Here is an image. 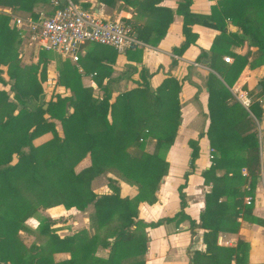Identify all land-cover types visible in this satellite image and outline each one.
<instances>
[{
  "label": "trees",
  "instance_id": "1",
  "mask_svg": "<svg viewBox=\"0 0 264 264\" xmlns=\"http://www.w3.org/2000/svg\"><path fill=\"white\" fill-rule=\"evenodd\" d=\"M26 1L0 0V5L20 8ZM100 1L114 3V0ZM158 1L150 0L149 23L139 26L124 20L131 32H137V39L152 45L162 37L171 19L170 9L153 7ZM190 1L179 0L175 8L182 16L183 35V41L172 48L175 53H181L194 42L192 23L218 30L217 38L234 46L245 41L255 47L253 51L246 49L239 53L213 41L208 50L200 48L196 56V59L205 57L220 76L209 71L204 82L207 87L204 134L211 157L201 172L209 189L204 193L198 222L183 210L184 182L177 185L179 210L173 216L149 221L137 217L139 201L156 200L158 181L167 168L165 151L179 123L178 80L166 76L152 88L143 79L113 96L108 85L114 78L109 76L111 67L98 58L89 66L94 82L101 88L97 96L90 86L81 83L78 67L64 58L55 83L69 93H55L45 100L39 78H44V54L49 51L41 49L36 63L19 65L16 53L1 48L12 29L6 24L7 17L0 13V63L6 64L5 72L12 79L8 82L0 67V83H9L12 92L9 98L0 89V264H144L147 240L144 226L184 218L188 219L190 233L194 226L206 228L202 234L205 248L192 251L190 264L244 262L247 245L244 240L237 239L233 246H225L216 243V235L219 230L235 231L238 213L256 220L250 215V205L243 203L241 192L245 191L244 184L248 186L247 193L253 191L259 171L254 118L261 119L262 106L253 94L247 110L229 87L245 65L264 64V0H214L207 13L190 11ZM227 22L236 25L240 32L228 31ZM223 56H230L231 61H224ZM113 59L114 52L109 62ZM140 71L143 77L149 74L144 67ZM104 75L107 79L101 85ZM258 83L257 91L252 88L256 95L264 91V74ZM53 119L59 122L60 133ZM47 131L49 137L34 141ZM149 139H153V145L148 149ZM187 143L192 167L198 144L193 138ZM86 154L89 164L76 170L75 164ZM107 172L113 175H106ZM99 175H105L107 192L97 193L90 187V180ZM117 178L133 185L135 192L131 196L121 195ZM221 196L224 197L219 199ZM57 204L81 211L91 206L87 213L88 227L59 236L51 226L55 217L39 216L37 231L45 238L40 244L25 246L17 235L18 229L26 227L24 219L35 215L39 206ZM97 246L107 248L106 254L96 255ZM62 250L68 251L69 256L54 261L52 252Z\"/></svg>",
  "mask_w": 264,
  "mask_h": 264
},
{
  "label": "crops",
  "instance_id": "2",
  "mask_svg": "<svg viewBox=\"0 0 264 264\" xmlns=\"http://www.w3.org/2000/svg\"><path fill=\"white\" fill-rule=\"evenodd\" d=\"M75 1L81 7L91 10L99 17L119 18L139 26L149 23L152 18L150 14L151 8L149 9L150 0H114L113 5H108L100 0ZM178 1L159 0L153 4V7L162 6L171 10V19L165 28L164 34L156 44H148L138 39L139 43L134 47H126L122 51L117 52L110 45L87 42L81 46V51L78 55L79 59H77L81 83L89 85L93 90L97 89L99 92L101 90L94 82L89 66L98 58L103 59L102 61L106 65H110L109 76L114 78L108 85L112 90L113 96L118 91L135 86L136 82L143 79L152 88L157 86L166 76H173L180 84L177 93L179 123L175 130L173 141L165 151L164 157L167 161V168L158 181L155 191L156 200L151 203L139 201L137 205V217L143 221L173 216L179 210L177 185L182 182H184L182 191L186 202L183 207L184 212L198 222L199 212L204 205V193L209 189V184L204 183L201 172L209 164L210 148L207 137L204 134L207 125V87L204 82L209 71L219 78L220 76L207 64L205 57L196 59L199 49L208 50L213 41L222 47L233 49L239 53H244L246 49L252 51L255 49L254 46H248L245 41L240 45L234 46L226 41L219 40L217 38L218 30L199 23H192L190 24V29L196 34L194 42L189 43L181 53H175L172 48L183 41L181 32L182 16L175 11ZM213 2L214 0H191L188 8L193 12L207 13ZM50 8V0H27L23 7L20 8L0 5V13L7 17L6 24L14 32L16 40L20 37L27 40L24 27L13 24L11 15L19 17L32 16L31 13L36 15L38 10L48 11ZM228 23L230 22H227V25ZM134 32L137 37V32L133 30L132 33ZM113 52L114 59L109 62ZM141 67H144L149 74L143 77L140 71ZM263 74L264 64L254 67L245 65L229 89L230 91L234 89L244 90L249 97L255 94L254 96L262 106L261 119L257 121L254 118V122L260 158L258 173L264 178V91L258 95L255 93L260 87H257V81ZM106 79L107 76L104 75L100 84H104ZM253 87L255 91H252ZM53 120L55 124L58 122L56 119ZM57 129L60 133V126ZM42 136L43 138L40 140L49 137L47 133ZM189 138L196 139L198 144L197 156L192 161V167L189 166L188 161L190 147L187 140ZM152 145L153 139H149L146 147L149 149ZM77 163L78 167H76V170L89 164V156L86 154ZM184 173H186L185 178L183 177ZM241 173H245L244 168L241 169ZM106 175H113V173L107 172ZM116 183L119 186L121 195L131 196L135 192L133 185L120 178H117ZM90 187L97 193L109 190L105 175L92 178ZM244 190L241 192L242 201L250 205V215L254 216L256 220L243 218L241 213L236 214L235 219L238 222L236 230H219L216 235V243L233 246L237 239H242L247 243L245 249L246 257L242 264H264V189L261 178L258 175L256 176L254 189L251 193L246 192L248 190L246 184H244ZM223 197L221 196L219 199ZM53 209L55 210L54 213ZM89 210H91V206L81 211L73 207L66 209L60 204L44 208L42 211L40 209L47 216L55 217L51 226L59 236L88 227L87 213ZM32 220L38 219L35 215H30L25 219L26 231H36V225H33ZM57 224H62V226L57 227ZM67 224H70L69 227H67ZM188 224V219L184 218L178 222L172 219L164 220L154 226H144L147 237L143 253L144 264H190L192 251L205 248L202 234L206 231V228L194 226L192 228L193 233H190ZM23 230L25 231V229ZM35 243L37 242L35 241ZM106 252L107 248L97 246L94 253L103 256ZM68 256L69 253L65 250L52 252L54 261L67 258ZM230 264L235 263L231 260Z\"/></svg>",
  "mask_w": 264,
  "mask_h": 264
},
{
  "label": "built area",
  "instance_id": "3",
  "mask_svg": "<svg viewBox=\"0 0 264 264\" xmlns=\"http://www.w3.org/2000/svg\"><path fill=\"white\" fill-rule=\"evenodd\" d=\"M50 5L49 12L41 9L34 17L11 15L13 24L24 27L28 42H33L40 49L58 53L75 62L81 46L87 42L110 45L117 52L139 43L129 26L119 18L99 17L75 0H50ZM223 58L231 61L230 56ZM231 93L248 110L250 97L247 93L236 89ZM259 177L264 189V178L261 174Z\"/></svg>",
  "mask_w": 264,
  "mask_h": 264
},
{
  "label": "rangeland",
  "instance_id": "4",
  "mask_svg": "<svg viewBox=\"0 0 264 264\" xmlns=\"http://www.w3.org/2000/svg\"><path fill=\"white\" fill-rule=\"evenodd\" d=\"M27 42H28V38L26 40V39H23L22 37H20L19 39L16 40V38L14 36V32L12 31L11 35L6 38L5 44H2L1 48L6 50V51L10 50L11 52L16 53L17 54V58H18L17 59V63L19 65H21V66H25V65L32 64V63H36L38 61V57H39L40 50H41L33 42H31V43H29V42L27 43ZM44 55H45L44 58L46 60V62H45V74H44V78H41V79L39 78L40 84L42 86V90L44 91V99L47 100L50 97H54L55 93H59L60 95L68 94L69 93L68 89H66L62 85H58V84L55 83L56 82V78L58 76L59 67L61 66V61L65 57L61 56L58 53L52 52V51H49V52L45 53ZM66 59H68V58H66ZM222 59L224 61H226L225 58H222ZM71 63H74L77 66V61L76 62H71ZM0 67L2 68V76L6 80H8V82H10L12 79H10L7 76L6 72H5L6 64L0 63ZM40 68H41V62H39L37 64V67H36L37 74L40 71ZM80 77H81V74H80ZM87 86H89V85H87ZM1 88L4 89L7 92L8 97L11 98L12 92L9 89V83H5V84H1L0 83V89ZM99 89L101 90L100 87H99ZM92 91H93V94H95L97 96H99L101 94V92H99L97 89L93 90V88H92ZM43 106H45V104H43ZM58 123L59 122H56V124H55V128L56 129H57L58 126H60ZM57 131H58V129H57ZM45 133H47V135H50V133L48 131L44 132V133L40 134L39 136L35 137L34 141L35 142L43 141L44 139L43 140H40V139L43 138L42 135L45 134ZM58 133H59V131H58ZM256 135H257V131H256ZM263 138H264V135H263ZM257 140H258V137H257ZM263 141H264V139H263ZM263 163H264V151H263ZM77 165H78V163L75 164V166H74L75 169H76V167H78ZM257 175L259 176V173ZM44 208H47V207H41V206L37 207V213L35 214L37 219L39 218V216H47V214H44V212H41ZM40 209H41V211H40ZM54 209L52 210L53 213L55 211ZM60 212H62V211H60ZM25 219H24V224H25ZM32 223H33V225H36V231H33V232H30L28 230L26 231V228H24L25 231L23 229H18L17 230V235H18L19 239L21 240V242L25 246H29L30 244H40V243L43 242V240L45 238V236L43 234H41V233H39L37 231V228H38V225H39V219L38 220H34V221L32 220ZM69 225L70 224H67V227H69ZM56 226L57 227H61L62 224H57ZM74 229H77V228H74ZM30 235H31V237H29ZM35 241L37 243H35Z\"/></svg>",
  "mask_w": 264,
  "mask_h": 264
},
{
  "label": "water",
  "instance_id": "5",
  "mask_svg": "<svg viewBox=\"0 0 264 264\" xmlns=\"http://www.w3.org/2000/svg\"><path fill=\"white\" fill-rule=\"evenodd\" d=\"M227 29H228V31H237V32H240L239 30H237V26L234 25V24H232V23H228V25H227ZM132 34L136 37V33H135V32L132 33ZM258 86H260L259 83L257 84V87H258Z\"/></svg>",
  "mask_w": 264,
  "mask_h": 264
}]
</instances>
